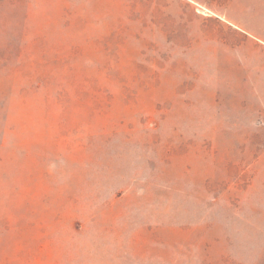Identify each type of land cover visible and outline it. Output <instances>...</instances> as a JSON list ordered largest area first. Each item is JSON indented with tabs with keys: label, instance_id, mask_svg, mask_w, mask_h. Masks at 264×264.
<instances>
[{
	"label": "rangeland",
	"instance_id": "1",
	"mask_svg": "<svg viewBox=\"0 0 264 264\" xmlns=\"http://www.w3.org/2000/svg\"><path fill=\"white\" fill-rule=\"evenodd\" d=\"M17 1L0 264H264V0Z\"/></svg>",
	"mask_w": 264,
	"mask_h": 264
},
{
	"label": "trees",
	"instance_id": "2",
	"mask_svg": "<svg viewBox=\"0 0 264 264\" xmlns=\"http://www.w3.org/2000/svg\"><path fill=\"white\" fill-rule=\"evenodd\" d=\"M20 4V3H19ZM18 1L17 0H0V68H3L6 66L3 64L1 61L2 59L5 60V54L7 52L12 51V46L10 44L5 43V35H8V37H11V29L10 25H14L13 23L16 21H20L19 23L21 24L19 28L18 34H20L21 38H26L27 36V30L25 27L24 20L28 17L26 14L23 16L20 13V6L18 7ZM5 9V10H4ZM5 11H7L5 13ZM8 11H13L14 13L11 14ZM18 50H20V53H25V47L24 46H18ZM18 64H16V70L17 72L21 66H22V60H18ZM2 64V65H1ZM14 72V73H15ZM9 74L12 76L13 75V69H10ZM7 94V91L1 90V84H0V97L4 96Z\"/></svg>",
	"mask_w": 264,
	"mask_h": 264
}]
</instances>
